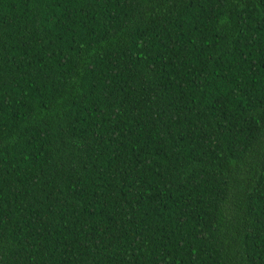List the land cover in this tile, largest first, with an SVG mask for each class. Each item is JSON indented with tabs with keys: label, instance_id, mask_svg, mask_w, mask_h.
<instances>
[{
	"label": "trees",
	"instance_id": "16d2710c",
	"mask_svg": "<svg viewBox=\"0 0 264 264\" xmlns=\"http://www.w3.org/2000/svg\"><path fill=\"white\" fill-rule=\"evenodd\" d=\"M0 264H264V0H0Z\"/></svg>",
	"mask_w": 264,
	"mask_h": 264
}]
</instances>
